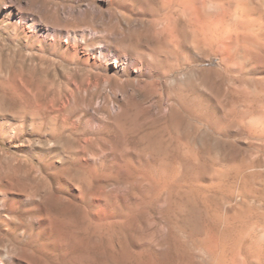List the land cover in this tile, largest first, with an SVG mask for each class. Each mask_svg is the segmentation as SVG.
I'll list each match as a JSON object with an SVG mask.
<instances>
[{"label": "rangeland", "instance_id": "obj_1", "mask_svg": "<svg viewBox=\"0 0 264 264\" xmlns=\"http://www.w3.org/2000/svg\"><path fill=\"white\" fill-rule=\"evenodd\" d=\"M7 2L55 12L43 38L62 22L105 57L90 73L64 52L70 39L1 34L0 177L40 188L4 200L0 264H264V0ZM142 54L171 72L152 96L125 97L115 84L136 78Z\"/></svg>", "mask_w": 264, "mask_h": 264}, {"label": "bare ground", "instance_id": "obj_2", "mask_svg": "<svg viewBox=\"0 0 264 264\" xmlns=\"http://www.w3.org/2000/svg\"><path fill=\"white\" fill-rule=\"evenodd\" d=\"M173 1V0H171ZM178 5V7H191V9H194V2L195 0H175ZM230 1V0H229ZM8 3V4H7ZM15 3V2H13ZM172 3V2H171ZM4 5L6 7L4 13L1 15L2 18L0 20V36L1 34L2 35H5L7 38H9L10 40L12 41H19V40H24L26 41V45L27 46H30L32 47L34 44H37L38 46H40L39 44L42 42V41H45V40H48L49 43L52 42L53 39H59V38H62L64 37V39H70V40H66V41H69V43H64V52L69 56V58L71 59L72 63L75 62L76 64L77 63H80L82 66L86 67L88 70V72L91 73V70L89 71L90 68L92 69H95L97 68V66L99 65V59H101L103 57V53H102V50L101 49H98L99 47L98 46H95V45H91L90 43L84 41L83 39H79L77 37H75V33L73 30L72 33L73 34H70V33H67V31H63L61 29H59L60 27H63L64 24L62 22H56L58 24V27H54V26H50L49 28L47 27H44V29L47 30V35L43 38V34L42 32H40V29L41 27H39V25L41 24H45V25H48V20H57L58 18L55 16V12H51L48 14V10H46V8L44 9H41V10H45L44 11V14L46 15L45 18H35L33 16H31V13L29 12H26V10L28 9V7H24V5H19L18 7H16V11H13L12 6V3H9L7 2V0H0V6ZM15 6V5H14ZM13 6V7H14ZM70 7V6H69ZM174 7V6H173ZM176 7V6H175ZM4 8V7H3ZM178 9V8H177ZM245 10V9H244ZM73 11V10H72ZM172 12V11H171ZM68 14H70V12L68 11ZM72 14V13H71ZM172 14V13H171ZM51 17H50V16ZM244 17V15H243ZM235 18V17H234ZM246 19V18H245ZM248 19V18H247ZM244 22V20H243ZM249 22V21H248ZM248 22H244V24L248 23ZM257 22V21H256ZM196 24V23H195ZM210 24V23H209ZM243 24V26H244ZM209 25H205L203 26V24L201 25V33L203 34V37L206 39V40H212L214 39V35L213 36V31H211L210 27H208ZM217 27V25H215V28ZM43 28V27H42ZM89 28V27H88ZM214 28V27H213ZM212 28V29H213ZM219 28V27H218ZM56 29H59L60 31L57 32ZM92 29V28H91ZM90 30V29H89ZM219 33H218V36L216 37V39H218L221 34H223V31L224 28H221V29H218ZM87 31V30H86ZM199 31V30H198ZM64 32V33H63ZM80 32V30H79ZM90 32V31H89ZM101 33V32H100ZM77 34V33H76ZM80 34V33H79ZM199 34H200V31H199ZM83 35V33H82ZM81 35V36H82ZM80 36V35H78ZM80 36V37H81ZM4 37V36H3ZM228 37V36H227ZM226 38V37H225ZM223 39V38H221ZM226 40V39H225ZM224 40V41H225ZM2 41V38H0V42ZM223 41V40H222ZM11 42V41H10ZM5 45V43H1L0 45V55H3V46ZM52 45V44H51ZM103 45V44H102ZM104 48V47H103ZM32 51V50H31ZM139 53V52H138ZM74 56H77V58H75ZM105 57V56H104ZM103 57V58H104ZM128 58V57H127ZM152 58V59H151ZM70 61V62H71ZM134 61H138L139 62V66L137 67V74H136V78H127V79H119L118 82H116L115 84V87H114V90L116 91H119L122 95H124L126 97V95L128 94V90H132L134 92V95H137V96H141L142 94L143 95H146L148 96V93H157L159 91V89H162L160 85H157V82L158 80L155 79V77H157L158 79H160L161 77H164L167 74L168 71L170 70H167V69H163L161 70L160 69V66L154 59L153 57L149 56V55H145L144 54V57H143V54H142V57H138V58H131V63L133 64ZM124 62V61H123ZM23 64V62L21 61L20 63H18V65L16 67H20V65ZM131 64V65H132ZM167 64V63H166ZM175 66V65H174ZM162 67V66H161ZM176 67V66H175ZM18 68H16L18 70ZM165 68V67H164ZM20 69V68H19ZM173 69V68H172ZM177 69V68H176ZM181 69V67H180ZM135 71V70H134ZM171 72V71H170ZM175 72V71H174ZM179 72V71H178ZM15 80H19L21 79V75L18 74V72L16 71L15 72ZM142 76H145V79H141L140 77ZM169 76V75H168ZM6 76L4 75H0V78L1 79H6L5 78ZM67 77V76H66ZM167 77V76H166ZM68 80L71 79V77H67ZM86 77L83 76V79H81V86L82 87H79V86H75V91L78 93V94H81V91H84V92H87V89L89 88L90 86V78L88 79V83H85V81H83ZM162 79V78H161ZM7 81V80H6ZM73 81V85L77 84L75 82V80H72ZM157 81V82H156ZM164 81V79H163ZM108 79L104 78L103 80V83L104 84H108ZM161 83V82H160ZM1 84V83H0ZM106 84V85H107ZM159 84V83H158ZM93 85H96V84H93ZM2 86V85H1ZM93 87V86H92ZM163 87V86H162ZM4 87H2L3 89ZM9 88V87H8ZM95 88V86H94ZM6 89V88H5ZM4 90V89H3ZM17 90V88H16ZM9 91V89H8ZM146 91V92H145ZM16 92V91H15ZM113 92V91H112ZM3 93V92H2ZM13 93V92H12ZM163 93V92H162ZM20 95V94H19ZM3 96V95H1ZM149 96H152L149 95ZM148 96V97H149ZM157 96V95H156ZM64 97V96H63ZM129 100L130 99H133L131 98V96H129ZM135 97V96H134ZM144 97V96H143ZM2 98V97H1ZM0 98V99H1ZM10 98V97H9ZM67 98V96L65 97ZM69 98V97H68ZM122 98V97H121ZM128 98V97H127ZM139 98V97H138ZM146 98V97H145ZM118 99V98H117ZM154 99V98H153ZM69 100V99H68ZM10 101V100H9ZM65 101V100H64ZM123 101V100H122ZM128 101V100H127ZM126 101V102H127ZM141 101V100H140ZM154 101V100H153ZM62 102V101H60ZM66 102V101H65ZM128 102H132L131 101H128ZM52 103V102H50ZM156 103H158L156 101ZM63 104V103H61ZM129 105H132L130 103H127ZM159 104V103H158ZM50 106V105H49ZM57 109L59 108V105H57ZM64 105H61L60 107H63ZM84 106V105H83ZM128 106V105H127ZM158 106V105H157ZM55 107V106H54ZM85 107V106H84ZM124 107H126L124 105ZM46 108V107H45ZM48 108V107H47ZM46 108V110H48ZM2 109H5L4 106L0 107V111ZM50 109V108H49ZM55 109V108H54ZM56 109V110H57ZM61 109V108H60ZM69 109V108H68ZM45 110V109H44ZM59 110V109H58ZM127 110L129 111V109L127 108ZM54 111V110H53ZM125 112V110H124ZM59 113V112H58ZM127 113V112H126ZM127 115V119L129 117L128 114ZM47 114V113H46ZM49 114V113H48ZM52 114V113H51ZM133 114V113H132ZM59 115V114H58ZM124 115V114H122ZM124 115V116H125ZM25 116V114H24ZM23 116V117H24ZM39 114H37L36 117H38ZM57 116V115H56ZM137 116V115H136ZM22 117V118H23ZM47 117V116H46ZM54 117V116H53ZM52 117V118H53ZM60 117V116H59ZM65 117V116H64ZM28 118L26 121L25 120H22V124H26L29 125V126H33L35 123H34V115L32 112H29L27 114V117ZM43 118V117H41ZM50 118V117H49ZM50 118V119H52ZM62 118V117H61ZM133 118V116L131 117ZM139 118V117H138ZM54 119V118H53ZM52 119V121H53ZM126 119V120H127ZM130 119V118H129ZM128 119V120H129ZM44 120H46L44 118ZM43 120V121H44ZM127 120V121H128ZM132 120V119H130ZM42 121V119H41ZM1 122V121H0ZM64 122V121H63ZM134 122V121H133ZM21 123V122H20ZM45 123V122H44ZM139 123V122H138ZM40 124V123H39ZM21 127V125L19 124H9L8 126V130H7V135L9 136H12V137H16L18 132H19V128L18 127ZM52 126V125H51ZM60 126V125H59ZM99 126V125H98ZM97 126V127H98ZM47 127L49 128V123L47 125ZM54 127V126H53ZM47 128V130H48ZM61 128V127H60ZM55 129V128H54ZM53 131V130H51ZM58 131V130H57ZM56 131V132H57ZM61 131V130H59ZM64 131V130H63ZM61 131V132H63ZM54 132V133H56ZM48 133H50V129L48 131ZM53 133V132H52ZM64 133V132H63ZM62 137V135H61ZM60 135H58V137L56 136V139L58 138H61ZM12 140V139H11ZM62 140V139H61ZM59 141V140H58ZM63 141V140H62ZM66 141V140H65ZM62 143V142H61ZM30 147V146H29ZM61 150V149H60ZM61 154V153H60ZM7 161V160H6ZM10 161V160H9ZM4 163V162H3ZM7 163V162H5ZM14 165V164H13ZM1 168V167H0ZM3 170V168H2ZM1 170V171H2ZM17 169L14 167V170L13 171H16ZM29 170V169H28ZM21 171V170H20ZM19 171V172H20ZM22 172V171H21ZM12 173V172H10ZM18 173V171H17ZM21 174V173H20ZM39 188L40 186L38 185V182L37 180L35 179V177H0V216L4 219L5 221V218L7 216V214H4L3 211H2V204H4V200L8 199L9 202L7 203H10L8 209L10 208H13L14 205L13 204H16L20 195H23V194H28L30 197L29 198H34L36 197V193L37 191H39ZM26 196V195H25ZM24 198V197H23ZM26 198V197H25ZM24 201V200H23ZM22 205V203H21ZM5 207V205H3ZM16 206V205H15ZM15 209V208H14ZM4 211H9V210H4ZM15 211V210H14ZM6 213V212H5ZM6 230V229H5ZM15 263V262H14Z\"/></svg>", "mask_w": 264, "mask_h": 264}]
</instances>
